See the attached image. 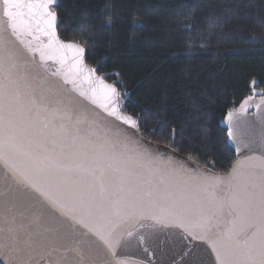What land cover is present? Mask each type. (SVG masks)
Listing matches in <instances>:
<instances>
[{
    "label": "snow or ice",
    "instance_id": "obj_1",
    "mask_svg": "<svg viewBox=\"0 0 264 264\" xmlns=\"http://www.w3.org/2000/svg\"><path fill=\"white\" fill-rule=\"evenodd\" d=\"M77 3L80 23L69 40L58 32L61 0H0V251L8 264H38L45 256L48 264H264L261 81L251 78L250 94L225 106L219 140L243 154L221 176L211 171L219 153L212 140L162 118L149 127L148 118L125 110L122 71L101 74L119 59L115 52L151 44L137 32L158 26L150 18L161 7L178 8L159 28L191 61L213 45L211 55L221 56L230 38L244 40L250 5ZM97 55L100 62L89 66ZM253 106L258 124L247 117ZM128 247L147 260L119 258L117 250Z\"/></svg>",
    "mask_w": 264,
    "mask_h": 264
},
{
    "label": "trees",
    "instance_id": "obj_2",
    "mask_svg": "<svg viewBox=\"0 0 264 264\" xmlns=\"http://www.w3.org/2000/svg\"><path fill=\"white\" fill-rule=\"evenodd\" d=\"M154 4H171L172 0H151ZM208 3L209 0H202ZM239 3L250 5L244 12L251 18L241 22V31L245 39L238 37L220 46L221 56L214 57L215 45L207 54L197 55L191 61L184 59V52L171 44H166V37L160 31L159 25L167 18L168 12L175 13L178 8L164 9L161 7L153 12L151 21L157 23L153 29L149 23L145 31H138L139 41L150 40L149 43H137L131 51L115 52L119 57L110 61L103 68V73L111 69L122 71L124 90L129 93L126 111L133 115L148 118L151 127L155 119H163L178 131L183 130L186 135H203L212 140L219 149L218 163L212 170L225 172L234 160V152L223 148L219 138L224 131L219 122L224 116L226 105L233 100L237 105L244 96L249 95L247 82L255 77L261 81L257 90L264 88V0H238ZM64 23L58 28L59 35L64 39L72 38L73 26L80 23L75 8L77 0H61ZM190 11V10H189ZM201 11V9H197ZM141 15L148 13L142 7ZM160 19L157 21L156 17ZM235 26V21L228 25ZM256 38L254 43H248L247 38ZM226 54V55H224ZM102 55H107L104 53ZM100 62V55L96 59H87L89 66ZM115 77H110L112 82ZM212 98L213 102L209 101ZM201 107L194 109L193 104ZM136 106V107H134ZM199 117V119H194ZM202 129L206 131L202 132ZM147 140L164 144L152 137L145 136ZM187 156L186 153H179ZM201 165L207 158L198 161Z\"/></svg>",
    "mask_w": 264,
    "mask_h": 264
},
{
    "label": "water",
    "instance_id": "obj_3",
    "mask_svg": "<svg viewBox=\"0 0 264 264\" xmlns=\"http://www.w3.org/2000/svg\"><path fill=\"white\" fill-rule=\"evenodd\" d=\"M109 83H111V82H109ZM257 91H259V90H257ZM256 99L258 101L259 97H257ZM261 111H264V109H262ZM247 117H248L249 120H255L256 123L258 124L259 120H260V113H258L257 109L255 108V106H253V107H251L249 109ZM222 120H223V118L220 120L219 125L222 128H224V125L221 123ZM150 142H152V141H150ZM152 143H155V142H152ZM159 147L161 149H164L166 147V145L159 144ZM244 151H247V150H244ZM233 152H234V160H233L232 164L230 165V167L228 168L227 171H225V172H217V171H214L212 169H211V171H213L217 175H221V176L227 175L230 172L234 162H236V160L238 159V156H242V154H243V153L238 154L235 151H233ZM256 154L257 155L259 154V149L257 150ZM177 155L187 158V156H184V155L179 154V153H177ZM117 251H118L119 258H121V259H128L130 261H137V262L146 261L147 260L146 254L143 253V251L141 249L136 248V247L122 248V249H118ZM0 264H8V260H6L5 254L2 251H0ZM38 264H48V257L45 256L43 259H38Z\"/></svg>",
    "mask_w": 264,
    "mask_h": 264
}]
</instances>
